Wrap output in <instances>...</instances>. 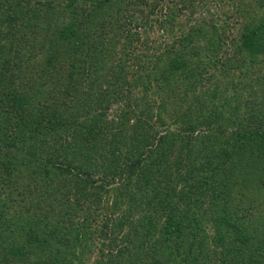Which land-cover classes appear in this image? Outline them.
Instances as JSON below:
<instances>
[{
  "label": "trees",
  "instance_id": "1",
  "mask_svg": "<svg viewBox=\"0 0 264 264\" xmlns=\"http://www.w3.org/2000/svg\"><path fill=\"white\" fill-rule=\"evenodd\" d=\"M215 1L0 0V264H264V0Z\"/></svg>",
  "mask_w": 264,
  "mask_h": 264
},
{
  "label": "rangeland",
  "instance_id": "2",
  "mask_svg": "<svg viewBox=\"0 0 264 264\" xmlns=\"http://www.w3.org/2000/svg\"><path fill=\"white\" fill-rule=\"evenodd\" d=\"M205 2L207 3L205 5V7H208L211 9V11L214 8L215 12L217 13V15H221L223 16V12H225L227 14V7L229 5L220 6V3L218 1L215 0H205ZM226 2V1H224ZM39 4V2H37ZM230 0H229V4H230ZM40 5V4H39ZM215 6V7H214ZM214 7V8H213ZM229 8V7H228ZM203 9L205 8H200L198 10H196L195 16L198 18L207 16L208 14H204L203 12H201ZM231 20V18H230ZM142 31V30H140ZM145 35H150L152 39H156L154 46H152L150 53H153L156 51V45L161 44V42H159L158 40H161V38H157L159 33L158 32H151L148 31V33H145ZM143 51H146L147 48L142 47ZM229 83V81H223V85H227ZM222 90V89H221ZM235 91V89L231 86V88H227L224 92L225 96L230 97V101H229V107L231 108V106L234 104V101L232 100V97L235 95V93L233 91ZM223 96V94H222ZM225 106V105H224ZM13 150V148H11L10 152ZM10 152L8 154V156H10ZM17 152V151H16ZM19 152V151H18ZM100 175V174H99ZM93 177L95 179L98 178V175H92L91 176V182L89 181V184L87 186L88 191L89 192V198H90V202H89V206L91 207V209H93V211L95 212L97 210V212L99 213V219L101 221L104 220L105 215L112 213L111 212V201L107 200L106 196L111 197L113 195V190L111 189L112 187H107L105 186V188L107 189V192L105 193V195H102L98 192H95L92 186V179ZM102 182V180L98 181V183ZM96 182V184H98ZM100 185V184H98ZM114 184H112L111 186H113ZM100 197H99V196ZM243 199H245V201H248L251 199V197H258V198H264V186H262L261 188H257L256 186H251L244 191L243 193ZM102 197V198H101ZM99 198V199H98ZM243 204H248L247 202L243 203ZM232 213L234 211L233 214H237L239 213L238 209H240V211H243L244 214L246 215L245 217V225H246V234L248 235H263L264 234V203L260 205V208L256 209V208H252L248 210V205L247 206H241L238 202H237V206L236 205H232ZM113 215H109L110 217H113ZM232 221H235V217H232ZM255 223V224H254ZM257 223V224H256ZM213 231H208V233H212ZM99 238V241L97 240L96 243H93V248H92V254H89L87 256V259L89 260L88 264H94V260L98 257V255L100 254V249L103 250V252H106L107 250V241L104 242L103 245V241ZM103 246V247H102ZM35 253V252H34ZM34 253H31L32 257H28L26 259H22V257L19 259V263L17 264H36L37 262H40L39 260L36 259ZM11 263L13 264V262L11 261Z\"/></svg>",
  "mask_w": 264,
  "mask_h": 264
}]
</instances>
